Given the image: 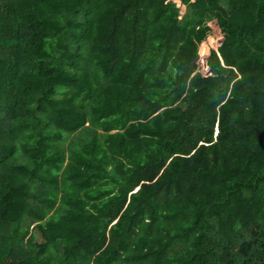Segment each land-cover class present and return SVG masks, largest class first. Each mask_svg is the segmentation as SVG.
Segmentation results:
<instances>
[{
	"label": "trees",
	"instance_id": "1",
	"mask_svg": "<svg viewBox=\"0 0 264 264\" xmlns=\"http://www.w3.org/2000/svg\"><path fill=\"white\" fill-rule=\"evenodd\" d=\"M181 1L0 0V264H264V0Z\"/></svg>",
	"mask_w": 264,
	"mask_h": 264
},
{
	"label": "rangeland",
	"instance_id": "2",
	"mask_svg": "<svg viewBox=\"0 0 264 264\" xmlns=\"http://www.w3.org/2000/svg\"><path fill=\"white\" fill-rule=\"evenodd\" d=\"M178 11L176 13L175 20L180 22L189 12V6L182 3L181 0H170ZM218 3L223 6L228 13H231L232 9L230 4L226 0H219ZM52 20L58 23L59 18L52 17ZM242 33L239 29L231 30L229 27L218 24L216 22L209 23V29L205 31L202 41L198 44L197 52L200 58L195 61L196 71H199L202 76L208 77L205 73L206 67L202 56L204 55V47H210V49L217 50L222 43H231L236 39H240ZM94 210V208L92 209Z\"/></svg>",
	"mask_w": 264,
	"mask_h": 264
},
{
	"label": "water",
	"instance_id": "3",
	"mask_svg": "<svg viewBox=\"0 0 264 264\" xmlns=\"http://www.w3.org/2000/svg\"><path fill=\"white\" fill-rule=\"evenodd\" d=\"M210 50H211L210 47H204V55L201 57L202 60L204 61V65L206 67L205 73H206L207 76L211 75L210 67L207 64V60H208V57H209V54H210ZM199 58H200V55L197 53V55L193 59V62L197 61Z\"/></svg>",
	"mask_w": 264,
	"mask_h": 264
}]
</instances>
